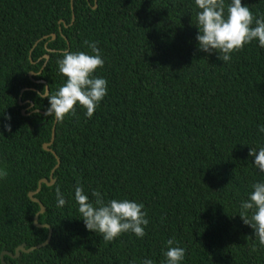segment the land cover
<instances>
[{"label":"trees","instance_id":"obj_1","mask_svg":"<svg viewBox=\"0 0 264 264\" xmlns=\"http://www.w3.org/2000/svg\"><path fill=\"white\" fill-rule=\"evenodd\" d=\"M241 3L264 16V0ZM196 11L194 0H0V255L48 236L33 224L39 207L28 193L56 165L42 148L55 118L31 112H47L38 93L63 83L57 61L92 54L85 41L97 42L104 66L94 75L108 81L91 118L76 106L57 121L55 183L36 195L50 243L5 263L162 264L172 239L185 249L183 264H264V247L239 217L251 185L264 181L249 156L264 147V49L245 45L228 63L199 51ZM78 184L90 200L96 189L143 203L146 235L106 242L85 230ZM57 187L67 201L60 208Z\"/></svg>","mask_w":264,"mask_h":264},{"label":"clouds","instance_id":"obj_2","mask_svg":"<svg viewBox=\"0 0 264 264\" xmlns=\"http://www.w3.org/2000/svg\"><path fill=\"white\" fill-rule=\"evenodd\" d=\"M196 11V41L198 50L208 54L215 52L222 63H228L232 54L253 42L264 49V16H254L241 0H194ZM92 54L83 51L65 52L57 61L58 73L63 83L52 93L48 87L42 88L38 95L47 98L46 115L56 121H63L66 115L75 114V107L84 109V115L91 118L107 94L108 81L94 75L104 66V59L97 42L85 41ZM35 107V106H34ZM10 119V117H7ZM10 126L6 125V128ZM258 131L264 133V125ZM253 166L264 173V147L249 150ZM7 176L5 168L0 167V181ZM247 199L240 204L239 217L243 224L253 230L260 246L264 247V181L251 185ZM56 206L63 207L67 201L59 187L55 189ZM91 196L82 185L74 188V200L78 205L79 219L85 230L94 232L104 241L112 242L125 233L143 238L149 221L144 204L127 198L106 199L99 190H91ZM163 252L162 264H183L185 249L175 246L169 239ZM142 264H153L145 258Z\"/></svg>","mask_w":264,"mask_h":264},{"label":"water","instance_id":"obj_3","mask_svg":"<svg viewBox=\"0 0 264 264\" xmlns=\"http://www.w3.org/2000/svg\"><path fill=\"white\" fill-rule=\"evenodd\" d=\"M73 19H74V17H73ZM48 38H49L48 36H45V37L42 38V40H47ZM50 38H51V40H55V39H56V35H55V34H52V35L50 36ZM45 46H46V45H45ZM48 52H52V51L48 50ZM43 59L45 60V64L43 65V67H42V69L40 70L39 74H40V73L42 72V70L45 68V65H46V62H47L48 59H49V56H48V55H44V56H43ZM34 75H35V73H33V72H30V73H29V76H30V77H32V76H34ZM39 83H44V82L41 81V82H39ZM24 91H25V90H22L21 94H22ZM19 104H20V106H23V105H25V104H28V105H29L28 109H33V107H34L33 102H31V101H27V102H24V103H23V102H21V98L19 99ZM31 113H38V114H42V115L46 114V112H44V111H40V110H32ZM31 113L27 114V113H26V110H22V115H23V116H29ZM56 124H57V121L54 120V124H53V126H52V130H51L50 142H49V143H45V144H43V147H42L44 151L50 153V154L55 158V160H56V165H55L54 168L51 170V173H50V176H49V181H48L47 179H41V180L38 182V185H37L36 190H35L34 192H30V193H28V198H29V200H30L31 202L37 204L38 207H39V211H38V213H37V214L35 215V217H34L33 224H34V226H35L36 228L47 229V230H48V236H47L46 240H45L43 243H41V244H39V245H37V246L31 247V248H29V249H26L25 245H21V246H19V247H17V248L15 249L14 254H11V253L6 252V251L3 252V253L0 255V260H1V263H2V264H7V263L4 262V257H5V256L8 257V258H10V259H12V260H16V259H18V258L20 257V254H21V253H24V254H30V253L34 252L35 250H38V249H40V248H43V247L47 246V245L50 243L51 236H52V231H51L50 226H49V225H41V224H39V222H38V218H39V216L42 215V214H44V212H45V207H44V206L42 205V203L36 198V195H38V194L40 193L41 188H42V184H44V185L47 186V187H50V186H52V185L55 183V179L53 178V175H54V172L58 169V167H59V165H60V160H59V158L57 157L56 153L51 149V146H52V144H53V142H54V138H55V127H56Z\"/></svg>","mask_w":264,"mask_h":264}]
</instances>
